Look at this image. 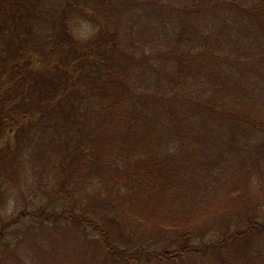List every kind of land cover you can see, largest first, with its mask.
<instances>
[{"label":"trees","instance_id":"obj_1","mask_svg":"<svg viewBox=\"0 0 264 264\" xmlns=\"http://www.w3.org/2000/svg\"><path fill=\"white\" fill-rule=\"evenodd\" d=\"M70 1L98 24L112 21L120 11L111 0ZM40 2L0 0V111L7 109L33 126L53 129L47 144L56 138L66 145L54 161L56 196L65 201L76 193V198L63 209H22L14 221L28 213L53 224L73 225L82 230L80 237L88 243L94 264H264V220L259 219L264 208L257 184L246 173L232 184L206 186L210 171L205 161L181 157L185 148L193 147L208 161L215 145L203 149L205 141H213L193 136L209 127L205 120L174 119L177 104L214 115L222 109L214 108L212 99L201 104L162 95L156 101L167 106L163 113L169 119H147L143 102L148 98L133 88L136 82L129 76L133 60L115 58L114 45L102 44L96 51L79 47L65 16L50 15L55 12ZM249 4L241 6V12L261 25L264 34V0L254 8ZM38 10L47 27L41 15L32 18ZM133 59L142 72L155 69L150 54ZM239 61V56H231L215 63L240 68ZM232 76L222 68L217 79L230 82ZM236 118L227 120V134L224 124H217L222 135L264 133L258 119H243L242 114ZM166 123L173 126L171 134ZM15 126L5 149L0 136L5 168L23 141L22 128ZM253 139L258 138L243 140ZM85 185L91 188L88 193L83 192ZM205 192L212 196L202 204L198 197ZM211 203L220 216L215 227L203 225Z\"/></svg>","mask_w":264,"mask_h":264},{"label":"rangeland","instance_id":"obj_2","mask_svg":"<svg viewBox=\"0 0 264 264\" xmlns=\"http://www.w3.org/2000/svg\"><path fill=\"white\" fill-rule=\"evenodd\" d=\"M111 1L119 6V15L102 24L78 11L70 0H41L40 5L55 12L50 15L65 16L79 47L96 51L102 44L114 45L115 58L133 60L129 65V76L131 82H136L133 88L148 98L143 102L147 119H169L163 113L167 106L156 101L162 95L201 104L212 99L214 108L222 109L219 115L204 110L199 113L190 108V104L183 103L173 109L174 119H193L197 123L205 120L209 127L200 129L193 136L213 141L212 145L205 141L203 149L215 145L213 153L206 157L211 163L193 147L185 148L181 157L205 161L204 165L210 171L205 185L209 187L218 182L232 184L240 174L248 173L257 184L264 208V133L259 132L257 137L246 130L242 137L239 133L226 135L227 120L237 119V114H242L243 119H258L264 129L263 28L241 12V6L248 2L253 8L261 6L262 0ZM233 1L237 8L229 4ZM201 2L204 5L198 6ZM39 10L32 18L40 19L41 15L45 21L43 26L47 27L48 22ZM109 14L116 15L114 11ZM144 54L154 56L152 72L147 68L142 72V68L136 66L133 58ZM231 56H239L240 68L215 63L218 58L227 60ZM222 68L232 71V81L217 79ZM237 83L247 89L243 91ZM141 102L142 99L137 103ZM9 112L7 109L0 111L3 149L10 143L8 132L15 125L18 131L22 128L23 141L12 160L3 161L7 163L6 168L0 162V264H94L88 243L80 237L82 230L73 225L53 224L28 213L14 221L22 209L70 206L76 193L71 190L73 196L65 201L57 199L58 168L54 161L66 145L56 138L47 144L54 135L53 129L33 126L29 121L18 119L17 113ZM125 115L126 119H131L129 112ZM217 124H224L225 135L217 129ZM165 126L171 134L173 126L167 123ZM66 133H63L65 137ZM253 137L258 139L243 140ZM90 190L88 185L83 188L85 193ZM211 196L210 192H205L198 198L203 204ZM211 204V210L205 211L207 216L203 225L211 223L215 227L220 216L214 211V203ZM204 207L205 210L209 208ZM259 219L264 220V210Z\"/></svg>","mask_w":264,"mask_h":264}]
</instances>
